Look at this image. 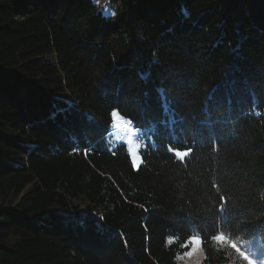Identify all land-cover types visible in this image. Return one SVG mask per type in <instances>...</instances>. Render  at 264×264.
<instances>
[{"label": "trees", "instance_id": "obj_1", "mask_svg": "<svg viewBox=\"0 0 264 264\" xmlns=\"http://www.w3.org/2000/svg\"><path fill=\"white\" fill-rule=\"evenodd\" d=\"M196 234L264 258V0H0V264H179Z\"/></svg>", "mask_w": 264, "mask_h": 264}, {"label": "snow or ice", "instance_id": "obj_2", "mask_svg": "<svg viewBox=\"0 0 264 264\" xmlns=\"http://www.w3.org/2000/svg\"><path fill=\"white\" fill-rule=\"evenodd\" d=\"M114 15V13H113ZM115 111V110H114ZM134 122L129 120L127 126H122L118 123L113 124V133L112 135L121 142V146L127 144L129 147L128 151V158L130 159L131 165L133 169L138 170L139 166L141 165L142 156L138 155L140 150L141 144H143V140L141 137L138 136V130L131 127ZM135 142V144H134ZM134 144V147H133ZM192 149L185 148L183 150H175L174 156L183 161V159L189 155H191ZM210 239L215 240L217 243L224 244L228 241V237L224 234L220 233L211 237ZM206 244V239L201 234L190 235L186 240L181 243V247L185 250V254L191 258L197 249H203ZM232 250L239 253V255L243 258L245 264H255V260L249 256V254L243 250H241L235 243L230 242L228 244Z\"/></svg>", "mask_w": 264, "mask_h": 264}, {"label": "rangeland", "instance_id": "obj_3", "mask_svg": "<svg viewBox=\"0 0 264 264\" xmlns=\"http://www.w3.org/2000/svg\"><path fill=\"white\" fill-rule=\"evenodd\" d=\"M99 6H100V10L102 11L103 15H105V16L108 15L109 9H110L108 7V5L104 4V2L103 3L99 2ZM128 121L129 120L122 118L117 112L112 113V127H113L114 123H118L122 126H127ZM131 127H133V125H131ZM113 131H114V129H113ZM112 133L108 136L109 143L113 144V146L115 145L114 143H116V144L121 143L112 135ZM138 136L141 137L143 140V144H141L140 148H144L146 146L145 145L146 142L144 140L145 135L140 130H138ZM134 144H135V142H134ZM134 144H133V147H134ZM125 145L127 146V149H128L129 146L127 144H125ZM138 155H140L139 152H138ZM251 257L255 260V264H260V261L264 260V258H262L263 255H261V254H259L258 256H251ZM260 258H262V259L260 260ZM201 260H202L201 249H197V251L195 252V254L191 258H189L186 254H183L178 259V263L179 264H201Z\"/></svg>", "mask_w": 264, "mask_h": 264}, {"label": "clouds", "instance_id": "obj_4", "mask_svg": "<svg viewBox=\"0 0 264 264\" xmlns=\"http://www.w3.org/2000/svg\"><path fill=\"white\" fill-rule=\"evenodd\" d=\"M260 264H264V260L260 261Z\"/></svg>", "mask_w": 264, "mask_h": 264}]
</instances>
